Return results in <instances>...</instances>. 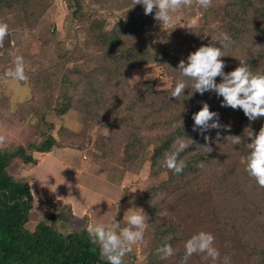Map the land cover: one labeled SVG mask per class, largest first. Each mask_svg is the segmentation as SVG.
<instances>
[{
	"label": "rangeland",
	"instance_id": "374dc122",
	"mask_svg": "<svg viewBox=\"0 0 264 264\" xmlns=\"http://www.w3.org/2000/svg\"><path fill=\"white\" fill-rule=\"evenodd\" d=\"M27 1L12 0V5L19 9ZM35 3L42 7L38 8L39 15L35 9V16L30 18L31 28L14 15L16 11L8 15L3 9L5 14L0 15V24H7L9 29L0 40V145H23L30 148L37 160L27 165L16 162L10 168L11 173L30 185L34 206L27 228L33 230L45 219L51 212L50 205L59 214L55 225L63 233L77 232L89 224L110 225L113 218L124 227L125 211L135 206L144 210L148 221L142 241L124 256L123 264H180L186 240L199 231L214 235L213 243L220 255L212 260L204 253H193L187 264H224L225 257L228 264H262L263 246L260 256L256 255L254 239L242 242L213 223L215 207L227 210L238 201L234 193L226 194L223 203L218 201L213 208L208 193L196 191V197L178 199L174 188L161 186L168 180V173L151 172L154 147L148 146L157 134L165 136L172 132L174 124L182 119L193 123L192 113L200 109L202 102L217 111L220 124L230 125L234 133L256 130L257 125L244 127L248 118L242 110L221 107L222 97L214 93H195L190 99L178 100L169 98V93L178 77L174 68L179 61L186 60L201 45L211 43L212 37L218 41L222 33L231 37L226 56L222 57L225 63L237 67L242 59L248 66L257 64L264 72V35L257 31V19L251 17L239 26L236 24L239 29L235 31V21L226 17L231 0H212L207 9L192 0L190 6H182L173 14L169 25L161 26L152 19L137 30L135 39L126 41V46L135 47L140 53L149 51L150 62L127 66L118 71L123 75L116 77L118 73H111L112 78L107 79L92 74L95 61L104 52L99 27L106 32L117 31L118 22L140 16L143 6L133 7V0H31V7L36 8ZM247 11L250 16L258 14L254 8ZM128 38L125 39L131 40ZM5 50L10 53L5 55ZM17 56L23 60V80L12 76ZM180 78L191 85L188 78ZM88 90L102 91L108 106H90L88 112L78 106H70L72 110L64 114L57 111L65 107L61 104L67 103L69 94L79 98L78 95H90ZM189 91L186 88L185 94ZM132 101L137 102L136 110L129 109ZM148 110L164 123L163 132H146L143 128V112ZM117 114L128 116V125L139 128L137 134H141L143 141L136 159L129 156L133 135L130 139L126 128L113 125L124 118ZM257 120L261 124L264 117ZM257 120L250 123L257 124ZM219 130L208 133L210 161L197 173L188 175L185 182L194 176L203 180L210 172L211 183L217 186L223 181L231 184L234 174L241 179L243 157L231 139L223 141L226 153L221 159L218 156ZM51 135L58 146L50 151L34 150ZM261 208L264 211V203ZM165 243L175 251L162 258L156 250Z\"/></svg>",
	"mask_w": 264,
	"mask_h": 264
},
{
	"label": "trees",
	"instance_id": "16d2710c",
	"mask_svg": "<svg viewBox=\"0 0 264 264\" xmlns=\"http://www.w3.org/2000/svg\"><path fill=\"white\" fill-rule=\"evenodd\" d=\"M41 7L40 3L36 5V8L31 7V0H29L19 9H15L16 7L12 5V0H0V15L5 13L11 15L16 11L14 15H18L27 23H25V26L30 27L31 23L28 24L30 18L35 16V9L37 10L36 15H39L38 8L40 9ZM250 8L256 9L258 14L250 16V12L247 11ZM3 9L5 13H2ZM226 17L230 22L235 21L233 26L235 31L239 29L235 28L236 24L239 26L254 17L255 20L257 19L258 33L264 35V0H231V5L227 6ZM152 19L153 14L145 15L142 13L140 16L133 17L128 21L118 22L117 31L106 32L102 27H99L101 33L98 34V37L101 40V51L104 50V52H102L99 60L95 61L92 74L109 79L112 78L110 76L111 73H118V71H122L127 66L150 62L149 51L140 53L135 47L131 49V47L126 46L128 45L126 41L131 42L132 37L135 39L137 30L142 28L143 23H150ZM127 37L131 38V40L125 39ZM9 53L6 50L4 51L5 55ZM228 63H225L226 69L224 70L226 72L235 68ZM249 67L253 72L264 73L257 64L249 65ZM119 75H123V72L118 73L116 77ZM220 79L219 76L216 77L217 82ZM89 92L90 95L89 93L83 95L84 92L81 91L80 93L83 96L78 95L79 98H76L74 94H69L66 99L67 103L61 104V106L65 107L57 111L60 114H64L72 110L70 106H78L79 110L85 109L88 112L90 106H108L102 91ZM195 95L194 93L192 96ZM74 99L75 104L72 103ZM202 103L200 104L201 106ZM136 107L137 102L132 101L129 109L136 110L138 108ZM195 112L194 110L193 113ZM119 115L123 116L124 114H117L118 117ZM127 117L124 115V118H121L117 124L114 123L113 125L119 126V128H126L128 131L125 134H129L130 139L133 135L132 149L129 152V156L132 159H136V157H139L143 139L141 134H137L139 128L136 125H128V122H131ZM142 119L143 128L146 132H163L164 123L156 120L158 118L151 114V110H148L147 113L143 112ZM257 121V124L256 122L251 124L246 119L244 127L257 125L256 130H251L255 134L261 126H264V120L262 122L260 120L261 124H259V120ZM174 125L173 131L169 134L165 136L157 134L158 137L154 142H148V146L152 145L154 147L151 172L154 174L167 172L168 180L161 186L168 189L174 188V195H178V199L196 197V191L210 194L212 208L217 205L218 201L222 204L226 194L234 193L235 200L238 201L233 200L235 203L232 206H228L227 210L223 209V206L217 209L215 207L213 210L215 222L213 221V223H216L215 227L217 229L223 228V232L236 235L242 242L254 239L253 250L257 253L256 255L260 256L262 246L264 248V211L261 208L264 203V187H259L255 183L254 178L247 174L245 168L240 180L234 174L231 184L223 181L218 186L213 185L211 183L212 172L203 180L194 176L185 182L184 179L188 175L197 173L203 164L210 161V155L204 136L198 131H193V123L183 122V127L180 123ZM219 133L220 135L216 137L219 139L217 152L221 159L227 149L223 141L230 140L226 139V137L231 135V133L233 135H241L242 130L234 133V130L230 127L226 129L222 125ZM246 134L247 131H244L242 133V142L235 145L237 147L235 150L242 157H245L248 152L245 145L246 139L250 140V138H246ZM177 137H182L189 141V147L180 153L178 157L184 160L185 168L181 173L173 174L171 170L161 165L163 164L165 152L174 150L173 142ZM56 144V138L51 135L41 146L34 148V150L39 152L50 151L54 146H58ZM29 149L23 145L17 146V148L0 145V264H108L106 259L101 258L99 246L91 242L88 233L85 231L86 228L70 233H63L56 228L55 220H58L59 214L53 211L52 205H50L51 212L45 219L38 222L33 230L27 228L34 206L30 185L26 179L11 173L10 168L16 162H22L24 165L36 162L33 152ZM182 182L183 184H181ZM258 190H260V193H258ZM69 207V213H71V206ZM261 259L262 264H264V256Z\"/></svg>",
	"mask_w": 264,
	"mask_h": 264
},
{
	"label": "clouds",
	"instance_id": "9594fccd",
	"mask_svg": "<svg viewBox=\"0 0 264 264\" xmlns=\"http://www.w3.org/2000/svg\"><path fill=\"white\" fill-rule=\"evenodd\" d=\"M212 0H196V3L207 9ZM192 0H133V7L136 4L143 6L144 14H153V19L160 25L167 26L173 20V14L182 6H190ZM155 11L153 12V9ZM190 29L189 25H185ZM8 25L0 24V40L8 34ZM231 44V37L227 33H222L219 40L212 37V42L201 45L196 50L190 52L185 59H181L176 66L178 77L174 87L171 88L169 98L177 100L183 97L190 99L194 93L203 95L205 92L214 93L220 100L221 107H231L233 110L240 109L249 121H255L264 117V73L253 72L244 60L231 71H225V61L222 57L226 56L225 49ZM14 78L25 79L22 57L15 58V68L12 72ZM220 77L217 82L216 77ZM186 77L192 81L189 86L184 79ZM191 89L185 94V89ZM183 99V100H184ZM193 131H198L204 136L205 141L209 139L207 134L211 129H220L219 113L210 110L207 102H203L198 111L192 114ZM183 127V119L180 121ZM175 127V125H174ZM229 128L230 125H223ZM220 133L217 132V136ZM246 148L247 155L242 158L245 171L254 178L259 187H264V126L253 134L247 133ZM226 139H231V143L238 145L242 142L240 135H228ZM189 141L182 137H177L173 142L171 152H165L162 167L178 174L185 168L183 159L178 158L186 148ZM134 199V197H133ZM122 220L125 226L121 227L120 222L113 218L110 225L103 223L89 224L85 231L92 243L99 246L100 256L108 261V264H123L124 256L132 251L134 245L142 241L147 214L140 207L128 208ZM215 237L211 232L199 231L193 234L184 244V255L180 264H187L188 258L193 253H204L212 260L219 257L220 252L214 246ZM162 258L172 256L174 248L171 244L165 243L156 250ZM224 264H228L225 257Z\"/></svg>",
	"mask_w": 264,
	"mask_h": 264
}]
</instances>
